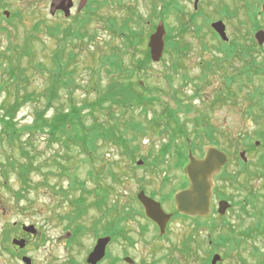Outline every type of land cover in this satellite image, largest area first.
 Instances as JSON below:
<instances>
[{"label": "rangeland", "instance_id": "374dc122", "mask_svg": "<svg viewBox=\"0 0 264 264\" xmlns=\"http://www.w3.org/2000/svg\"><path fill=\"white\" fill-rule=\"evenodd\" d=\"M51 1L0 0V51H5L10 46L12 49L18 48L20 50L30 39L33 40L31 46L35 51V63L39 60L49 63L50 52L56 47L57 41L56 38L50 37L49 33H47V27L58 24L67 26L72 22V15L77 12L76 8L79 0L75 1L72 14L68 17L58 12L52 14L50 11ZM177 1L182 9L179 12L180 17L190 27L188 32L183 35L181 42L183 48L178 53H176L174 48L169 49L162 60L151 63L144 72L140 73L141 76L144 74V80L149 85L164 90L163 93L161 92V98L171 105L173 104V97L170 92L176 89L182 92L183 95L192 94L196 89V83H201L196 78L200 76L204 62L212 60L215 57L214 55L217 54L216 49L220 48V39L218 37L216 41L213 39L210 24L211 21L220 18L221 0H198L197 5H199V13L202 12V16L197 19L196 23L189 20L190 14L195 10V0ZM153 3L157 6L156 12H154ZM161 4V0H122L121 4L118 1H114L103 5L98 11V15L101 14V16L96 17L90 24V28L98 29L97 40L101 44L99 49H103L105 52L109 51L110 46L107 45V40H109L110 35L116 34L108 31L101 19L104 17L103 20L106 21L107 16L114 15L119 17L117 19L119 23L122 21L123 16L131 14L132 9L133 12L142 16L141 25L144 28L145 42L142 50H146L149 35L153 30V23H159L160 21L156 18L159 15ZM5 9L11 11V13L19 11V15L8 21L3 14ZM206 17H210V20ZM244 17L241 16L234 21L237 22ZM164 19L170 26L177 27L179 25V17L174 11H171ZM206 21H208L209 27ZM247 21L245 26L250 31V24L248 25ZM166 22L164 23L166 24ZM198 26H203V31H207L204 36L197 32L196 27ZM252 37L256 41L254 34ZM111 39V43H120L118 38L112 37ZM90 48L93 49V45ZM90 48L85 45L78 66L85 82H87V70L85 68L91 66L94 61L89 51ZM256 48L257 50L255 49L253 54L262 58L264 46ZM95 50V54L98 56V49ZM139 57L142 58L143 54H139ZM126 59L128 60V57ZM242 63V60L235 58L221 72L211 73L209 79L202 83V87H200L201 97L194 100L200 112L206 113L205 119L219 128L218 130L225 131V134L218 135V138L221 142V148L227 150L230 154L229 172L236 170L240 166L238 156L240 150L245 148L244 143L246 141L243 139L245 133H254L256 130H262V128H258L256 120L247 113L249 105L248 91L254 89L260 80L258 78H255V81L246 80L240 89L239 84L242 81L239 78L238 82L231 85L232 91L237 93H234L235 99L231 101L229 98L226 101L217 103L211 107L210 111L204 110L203 99L211 100L220 86L224 92H232L231 89L225 87L224 73L238 72L237 67H242ZM173 65L177 68L176 72L172 71ZM12 66L15 68L18 66L16 55L12 60H9V64L3 65L0 69V82L3 79H7L8 67ZM21 66L22 69L29 68V71H27L30 76L28 89L39 88L36 90L42 92L46 74L41 73L39 70L31 69L30 66L32 65L29 57L21 59ZM168 73L172 76L171 82L165 77ZM184 75L189 77L186 82L183 79ZM10 94H16V90L10 89ZM74 95L79 99L85 96L95 99L98 94L94 90L86 94L83 89L79 88L76 89ZM5 97V92L0 93V105ZM67 98V92H63L61 97L63 103L67 102ZM44 105L45 100L40 98L39 101L28 102L21 107L17 117L20 124L22 126L31 124L36 108ZM162 107L160 102L157 103V109L161 110ZM53 113V108L47 112L49 116ZM190 115V118L193 119L195 115H199V112H192ZM148 116H152V110L149 111ZM191 126L193 127L192 124ZM8 134L9 132L6 131V135ZM160 138V136L151 135L149 139L145 138L142 142H139L142 155L136 156L133 161L122 158L113 146H109L110 151L106 153V156H103L106 162L110 160L116 164L115 166L113 165L112 169L115 168L116 171L121 173V177L112 184L114 186L111 194L112 201L129 207L134 205L142 214L124 222L125 235L123 238H118L109 243L107 256L99 264H129L124 260L126 255L131 256L135 260L133 264H211L210 260L215 252L221 253L223 257L219 264H240V257L251 261V251L254 245H259L263 249V240H247L239 250L229 246L220 247L217 237L220 232L223 234L228 233L227 225L229 223L234 225L237 231L253 226L255 224V217L252 214L255 209L253 206L235 205L225 214L224 220H222L217 212V203L220 198L215 196L213 202L214 210L211 211V214L206 219L209 220L210 225L213 224V219L218 225L220 224V232V225H217L213 231L208 226L198 229L197 225L194 226V221L178 217L168 224L164 234H160L158 226L144 216L145 212L143 213V207L137 198L140 189L143 188L148 194L156 193V196L167 199L169 195L172 194L174 196V193L183 189L184 183L182 181L186 180L185 170L176 168L174 159H170V162L168 159L166 165L155 166L152 164L151 159L148 158L149 153L158 152L162 142ZM203 141L205 142L203 155H205L212 144L206 136H203ZM35 143H37L38 150L43 153V158L46 162L49 161L50 164L51 159L54 158L57 152H61V147L58 144H50L44 136L39 137L38 142ZM10 144L14 146V141L10 143L7 137L2 139L0 137V264H25L22 261V255L24 254L32 258V264H87V255L96 243L97 237L92 231L86 230L83 234L72 239L71 230L66 227L67 221L64 218L71 208L63 201L61 193L57 194L53 187L57 183L64 185V189H66L68 179L49 176V186H40L36 189L28 190V186L24 181L29 179L30 183H37L42 181L44 177L40 174L42 172L38 171L29 174V172L24 171L23 167L15 172L16 170L12 167V156H17L20 159L18 156L22 152L20 149L12 151ZM15 145L19 148L16 142ZM189 150L187 149L186 162L188 161ZM30 152L32 156L35 155V151L32 148ZM72 153L78 155L80 153L79 148H74ZM200 153L199 151L196 155L200 157ZM247 155L248 162L252 161L250 158L254 161L256 160L255 153ZM139 159L143 160V164H137ZM75 163L76 165L80 164V178L89 179L87 176L88 165L81 162L77 164L76 160ZM102 165L99 159L95 163L97 168H100V166L102 168ZM251 165L249 163L247 173L236 179L235 185L230 180L224 183V181L222 182L223 179H221V186L222 184L225 185L222 191L230 194L233 201L246 196L247 192H242L243 190L239 189L243 184L248 185V191L250 186H258V193L263 191L264 177L259 175L251 176ZM110 180L111 178L107 179V181ZM89 185L92 184L89 183ZM164 204L168 210L173 208L172 202L164 201ZM98 216L99 212L95 208H90L85 218H83V223L90 226ZM22 224H34L37 228V233L35 235L25 233L21 228ZM15 227L18 228L17 232H15ZM98 234H102V232ZM20 236H24L28 240L24 248H18L12 244V239ZM12 249L15 253H13Z\"/></svg>", "mask_w": 264, "mask_h": 264}, {"label": "trees", "instance_id": "16d2710c", "mask_svg": "<svg viewBox=\"0 0 264 264\" xmlns=\"http://www.w3.org/2000/svg\"><path fill=\"white\" fill-rule=\"evenodd\" d=\"M114 1L121 4L122 0H89L84 12L75 15L73 21L67 26L61 24L48 26L47 33L57 41L56 47L50 52L49 63L44 60L35 63V51L31 46L33 40L30 39L20 50L12 49L10 46L5 51H0V69L3 65L9 64V60H12L15 55L18 62L16 68L8 67L7 79L0 82V93H6V97L0 105V137L1 139L7 137L10 143L14 141V146L10 144L12 151L20 149L22 152L18 156L20 159L17 156H12V167L16 170L15 172L21 170V167L29 174L34 171L42 172L40 173L44 177L42 181L37 183H30L29 179L24 181L28 190L49 186V176L68 179L66 189H64V185L57 183L53 187L57 194L61 193L63 201L71 208L64 218L67 221L66 227L73 231L72 239L83 234L87 228L93 230L95 235L102 232V234L112 235L114 240L123 238L125 235L124 222L142 214L134 205L129 207L112 201L111 194L114 189L112 184L121 177V173L115 168L112 169L113 165H116L114 162L110 160L106 162L103 157L110 151L109 146H113L122 158L133 161L136 156L142 155L138 143L142 142L144 138H150L151 135H157L161 137L162 142L157 153L151 152L148 155L152 164L155 166L166 165L168 159L169 162L170 159H174V166L182 168L186 163L187 149L203 153L205 145L203 136H206L211 144L221 147L218 135L225 134V131L218 130L219 128L209 123L205 119L206 113L200 112L198 105L194 103V99L200 95V84H196L198 91L188 95L187 99L174 97L172 105L161 98V90L157 87L149 85L148 82L144 86L140 84L138 74L149 67L151 58L149 49L145 50L142 59L137 58L144 43V28L141 25L142 16L139 13L137 14L131 9V14L123 16L119 23L117 16L109 15L105 19L106 21L103 20V17L101 21L104 27L116 34L110 35L107 40V45L110 46L109 51L105 52L103 49H99L101 44L97 40L98 29L90 28V24L96 17L101 16V14L98 15V11L103 5ZM161 1V9L156 19L165 20L164 18L171 11H174L179 17L177 27L168 24L166 36L167 50L174 48L178 53L183 48V46L181 47L183 33L189 26L180 17L176 0ZM153 5L154 12H156L157 6L155 3ZM18 15L19 11L13 12L8 21ZM196 16L194 14L190 21H194ZM196 29L199 32L202 26H198ZM112 37L120 39V43H111ZM85 45L89 48L91 45L94 46V49L90 48L89 50L93 57L92 60H94L93 64L85 68L87 82L82 78L78 67ZM248 48L250 49L245 50L248 57L245 56V58L252 59L253 62L241 57L243 61L241 74L250 75L252 74L251 70L256 68V74L264 75V58L263 61L260 59L254 61L257 59V56L253 55L254 47L249 44ZM95 49H98V56L95 54ZM216 50L215 57L204 62L202 66L199 76L201 81H207L211 73L221 72L229 62L237 57L236 47L217 48ZM23 57L31 59V69L46 74L42 92L36 90L39 88L28 89L30 76L27 71L29 68H21ZM173 69L177 70L175 65ZM166 76L171 79V75ZM224 79L225 86L230 88L238 79L237 73L226 74ZM79 88L83 89L86 94L94 90L98 95L95 99H90L88 96L81 99L76 98L74 92ZM10 89L16 90V94L11 95ZM63 92H67L68 95L65 103L61 100ZM227 95H231V93L228 92L225 95L221 92L220 86L211 100H203L204 110L210 111L211 107L217 103L228 100ZM40 98L45 100V105L36 108L31 124L22 126L17 118L19 109L28 102L39 101ZM159 102L163 106L161 110L157 109ZM51 108L54 113L49 116L47 112ZM151 110L152 116L149 117L148 113ZM192 112H199V115H195L191 119L190 113ZM249 113L252 111L249 110ZM6 131L9 132L8 135H6ZM254 133L256 137L264 140V130ZM253 135L245 133L243 136V139L248 141L251 147L254 146L251 142L254 138ZM41 136H44L50 144H58L61 147V152L58 151L51 159V164L49 161L46 162L43 153L38 150L37 143H35ZM76 147L79 148L80 155L72 153ZM31 148L35 151L34 156L30 152ZM98 159L101 165L105 164L102 165V168L95 166ZM75 160L77 164L81 162L88 165L87 176L89 179L80 178V164L76 165ZM240 161L243 166H247L245 162ZM109 177L113 182L107 181L110 179ZM227 178L235 185L237 179L235 175L228 173L227 170L218 174L219 182L215 186V193L218 197H221L223 188L220 181L221 179L227 180ZM92 207L97 209L99 216L91 227H88L83 223V218ZM180 218L188 219L185 215H181ZM193 220L199 227L198 229L208 226L213 231L216 227L199 217ZM229 226V232L221 234V247L229 246L239 249L241 245L243 246L245 237L259 238L264 241V227L262 226L258 227L257 231H243L242 237L237 235L234 226ZM251 256H253V263H248L246 260V264H264V248L261 250L258 246L254 247Z\"/></svg>", "mask_w": 264, "mask_h": 264}, {"label": "water", "instance_id": "95a60500", "mask_svg": "<svg viewBox=\"0 0 264 264\" xmlns=\"http://www.w3.org/2000/svg\"><path fill=\"white\" fill-rule=\"evenodd\" d=\"M85 1L86 0H82L79 9ZM71 6H73V0H53L51 3V12L54 14L56 10L62 9L68 16L70 14ZM5 14L9 16L10 13L5 11ZM212 26L223 39H228L225 32V25L222 21H215L212 23ZM165 34V26L163 23H160L150 36L149 48L153 61H159L163 56L165 48ZM256 38L260 44L264 43V30H259L256 34ZM240 155L244 160H247L245 151H242ZM227 162V153L217 147H210L207 154L203 158H197L192 152L189 153V162L186 166V172L190 180V185L175 195L177 209L179 212L188 216L202 217L209 213L212 203L213 187L215 184L213 176L216 173L221 172ZM138 163L141 164L142 161H139ZM138 198L144 205L148 217L155 221L159 225L161 233H164L167 223L171 218V214L165 212L161 203L146 195L144 190H141L138 193ZM230 205L229 201L222 199L218 203V211L221 214H225ZM23 229L33 234L37 232L34 224H24ZM110 240V236L98 238L95 246L88 254L87 262L89 264H97L104 258L107 245ZM13 243L23 248L26 245V239L14 238ZM220 259L221 256L216 253L212 258L211 264H218L217 262ZM125 260L129 263L134 262V260L129 256L125 257ZM23 262L26 264H32V259L28 256H24Z\"/></svg>", "mask_w": 264, "mask_h": 264}, {"label": "flooded vegetation", "instance_id": "af4514ba", "mask_svg": "<svg viewBox=\"0 0 264 264\" xmlns=\"http://www.w3.org/2000/svg\"><path fill=\"white\" fill-rule=\"evenodd\" d=\"M264 0H221V5H220V19L225 23V27H226V33L229 37V40H223L222 38H220V48L221 45H225V44H231L234 47H236L239 51L237 54L241 55L240 51H244V50H249L250 48H248L249 45H247L248 42H252V35L254 34L255 37V33L262 29L264 30ZM197 10H199V5L197 6ZM60 11V10H58ZM58 13H62V12H58ZM241 16H245L244 18H242L241 20L235 22V19H238ZM246 20L247 24L249 26L250 31L248 30V27L245 26L246 25ZM244 27V28H243ZM258 44V43H257ZM259 45V44H258ZM260 48H262L264 46V44L259 45ZM250 62H253V60H249ZM253 70H255V68H253ZM244 79H249V80H254L255 78H258L260 81L258 83V85L256 86L259 91L257 92V94H260L262 96H264V77L260 76V75H252V76H243ZM255 81V80H254ZM257 109V108H256ZM256 113H259V115L261 116H257ZM254 119L257 122L258 128H264V110L261 108H258L256 112H254ZM254 147L251 149H249L248 146H246L245 149L247 154H253L255 153L256 156V160L254 161L252 158H250L251 161V176H260V177H264V143L261 140H254ZM249 149V150H248ZM248 156V155H247ZM239 167L234 170L231 171V173L233 175H235L236 178L241 177L242 175H244L245 173H247V166H243L239 163ZM248 185L243 184L239 189H242V192H247L246 196L242 199H237L234 200V206H256L255 209L252 211L253 216L255 217V224L251 227H248L244 230L241 231H237V235L242 237L244 233H242L243 231H257L258 227H264V184L262 186V192H259V188L257 187H253L250 186V190H247ZM239 191V190H238ZM251 194V195H249ZM150 196H152L151 194H149ZM155 199L161 201L164 209L167 212H172L173 216L176 214L175 210H176V206H173V208L171 210L166 209L164 202L162 201V199L159 196L154 195L153 196ZM222 198H231L230 194H224V196H221ZM215 198V196H214ZM230 200V199H229ZM173 219H171L169 221V223L172 221ZM224 220V219H222ZM168 223V224H169ZM262 224V225H261ZM217 226L218 224L215 222V220L213 219V224L212 226ZM220 225V224H219ZM218 225V226H219ZM168 226V225H167ZM264 229V228H263ZM221 230V225H220V229L219 232ZM220 236L218 235L217 237V242L218 244H220L221 247V232L219 233ZM247 240H251L247 237H245V242H247ZM258 247H260L259 245H256ZM254 245V247H256ZM243 246L241 245V247L239 248V250L242 248ZM253 247V248H254ZM238 249V248H236ZM261 250L262 247H260ZM253 250V249H252ZM252 252V251H251ZM245 258V257H244ZM251 261H249L250 263H253V256H251ZM246 258L243 259L240 257V264H246Z\"/></svg>", "mask_w": 264, "mask_h": 264}]
</instances>
